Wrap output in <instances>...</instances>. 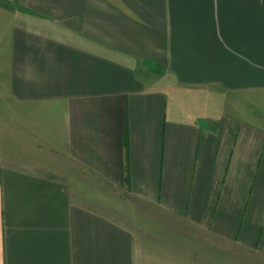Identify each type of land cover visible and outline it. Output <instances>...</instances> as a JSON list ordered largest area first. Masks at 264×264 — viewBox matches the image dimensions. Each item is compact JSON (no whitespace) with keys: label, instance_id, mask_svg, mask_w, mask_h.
Segmentation results:
<instances>
[{"label":"crops","instance_id":"1","mask_svg":"<svg viewBox=\"0 0 264 264\" xmlns=\"http://www.w3.org/2000/svg\"><path fill=\"white\" fill-rule=\"evenodd\" d=\"M0 264H264V0H0Z\"/></svg>","mask_w":264,"mask_h":264},{"label":"rangeland","instance_id":"2","mask_svg":"<svg viewBox=\"0 0 264 264\" xmlns=\"http://www.w3.org/2000/svg\"><path fill=\"white\" fill-rule=\"evenodd\" d=\"M102 208V207H101ZM141 208V207H140ZM133 207V205H125L124 207L112 210L111 207L103 206V210L114 214L123 219V222L131 226L134 230L144 235L146 240L158 243V245H187L188 239L183 238L185 232L184 227L179 222L170 219L164 222L159 214L155 211L150 212L149 209Z\"/></svg>","mask_w":264,"mask_h":264}]
</instances>
